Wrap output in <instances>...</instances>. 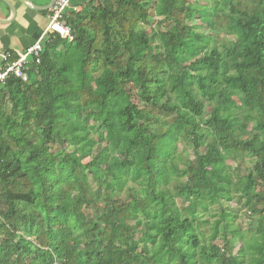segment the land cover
I'll return each instance as SVG.
<instances>
[{
    "label": "trees",
    "instance_id": "1",
    "mask_svg": "<svg viewBox=\"0 0 264 264\" xmlns=\"http://www.w3.org/2000/svg\"><path fill=\"white\" fill-rule=\"evenodd\" d=\"M77 3L0 84V264H264V0Z\"/></svg>",
    "mask_w": 264,
    "mask_h": 264
},
{
    "label": "crops",
    "instance_id": "2",
    "mask_svg": "<svg viewBox=\"0 0 264 264\" xmlns=\"http://www.w3.org/2000/svg\"><path fill=\"white\" fill-rule=\"evenodd\" d=\"M13 8L12 14L10 7ZM0 0V53L21 51L29 47L48 24L47 10L26 5L29 2L37 7L46 6L50 0ZM79 0H75L77 3Z\"/></svg>",
    "mask_w": 264,
    "mask_h": 264
},
{
    "label": "built area",
    "instance_id": "3",
    "mask_svg": "<svg viewBox=\"0 0 264 264\" xmlns=\"http://www.w3.org/2000/svg\"><path fill=\"white\" fill-rule=\"evenodd\" d=\"M81 4L75 0H55L47 9L48 24L42 30L39 37L27 48L21 51H4L0 53V84H3L10 76L25 82L27 76L25 69L30 63H39L42 51V42L48 34L56 33L62 38L71 39L70 29L63 22V15L68 10L75 12L81 10ZM55 264H61L55 262Z\"/></svg>",
    "mask_w": 264,
    "mask_h": 264
},
{
    "label": "rangeland",
    "instance_id": "4",
    "mask_svg": "<svg viewBox=\"0 0 264 264\" xmlns=\"http://www.w3.org/2000/svg\"><path fill=\"white\" fill-rule=\"evenodd\" d=\"M149 17L151 20H153V24L151 27H154L156 29H159L158 25L155 24L154 22L157 21L159 18L155 16V12L152 8L149 9ZM201 23H204L203 19L199 20L198 18L195 20V24L199 27V26H202ZM163 27H161L162 29ZM149 29V28H148ZM225 35L223 33H221L220 37H224ZM219 115L223 118H226V117H231L233 116L234 114H236V110H235V106H234V103L232 102L231 99H226V98H223V99H214L213 101H211L210 103H208V105L206 106L205 108V111H204V114H203V118L204 120H208L210 119L212 116L214 115ZM244 131H247V129L243 128L242 126H239L238 128V132H241L243 133ZM245 137V135H244ZM183 144H179V147L177 149V153H181L182 157H181V160L180 159H177V160H180L178 165L179 167L182 166V163L184 161V159H187V158H191L192 157V153L189 149L187 148H183ZM83 162H87L88 159L87 158H84L82 159ZM252 160L250 158H245V164L247 166H251L252 164ZM232 167H234V164H231ZM91 181V179H89ZM184 180V178L182 179H176L173 180L170 185H169V188L171 191L174 190V186L175 185H178L180 182H182ZM92 185L94 184L92 181H91ZM131 184V183H129ZM125 195L126 193H122L119 195L120 198H125ZM176 202L177 204L182 207V205L184 204L183 201L181 199H176ZM229 207L230 208H235L239 211L238 213V216L236 218V225L238 227H240L242 229V231H244V233H246L248 236H249V233H247V228H249L250 224L252 223V219H250V217L247 218V214L244 213V211L242 210H239V204L237 202V199L235 198L232 202H229ZM92 208H87L85 209V212L88 213V214H91L92 213ZM219 211L218 209V205H212L210 207H208V212L211 213V214H215ZM208 212H205L208 213ZM205 219H208L209 220V224H200V230L203 234L202 236V242L207 244L210 242V235L212 233V230H211V227H210V223L216 219L215 217H208V216H204ZM227 225H230L227 223ZM249 238V237H248ZM211 242H213V244H217V245H221L220 243V239L218 237L214 238L213 240L211 239Z\"/></svg>",
    "mask_w": 264,
    "mask_h": 264
},
{
    "label": "water",
    "instance_id": "5",
    "mask_svg": "<svg viewBox=\"0 0 264 264\" xmlns=\"http://www.w3.org/2000/svg\"><path fill=\"white\" fill-rule=\"evenodd\" d=\"M2 1H4V0H2ZM54 1L55 0H50V2L44 7H37V6H35L29 2H26V0H23V2H26V5H28V6H31L33 8H37V9H44V10H47L48 8H50L52 6V4L54 3ZM4 2L10 7L12 14H14V11H13V8L11 7V5H9V3H7L6 1H4Z\"/></svg>",
    "mask_w": 264,
    "mask_h": 264
}]
</instances>
